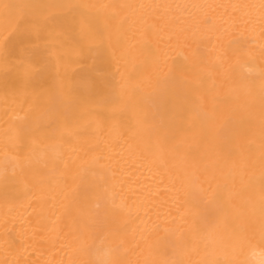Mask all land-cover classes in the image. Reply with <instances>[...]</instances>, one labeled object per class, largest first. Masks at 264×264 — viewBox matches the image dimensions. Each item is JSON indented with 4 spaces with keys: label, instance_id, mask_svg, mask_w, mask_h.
<instances>
[{
    "label": "bare ground",
    "instance_id": "6f19581e",
    "mask_svg": "<svg viewBox=\"0 0 264 264\" xmlns=\"http://www.w3.org/2000/svg\"><path fill=\"white\" fill-rule=\"evenodd\" d=\"M0 264H264V0H0Z\"/></svg>",
    "mask_w": 264,
    "mask_h": 264
}]
</instances>
